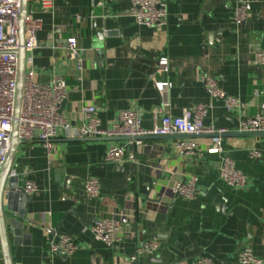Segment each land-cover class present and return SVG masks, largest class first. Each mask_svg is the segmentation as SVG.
<instances>
[{
    "label": "crops",
    "instance_id": "1",
    "mask_svg": "<svg viewBox=\"0 0 264 264\" xmlns=\"http://www.w3.org/2000/svg\"><path fill=\"white\" fill-rule=\"evenodd\" d=\"M165 0L167 25L149 28L130 15L127 0H54L45 8L28 4L26 26L37 24L40 47L34 52V74L40 84L62 77L69 85L61 110L72 126L85 123L83 106L94 105L103 128L120 112L134 110L144 128L151 129L164 114L206 107L203 123L232 131L222 139V153L208 155L204 136L150 138L141 145L130 139H74L60 136L49 151L40 142H22L11 172L19 186L33 182L25 213L9 227L13 264H131L146 242L160 244L153 260L146 255L136 264H192L210 257L215 264H238L243 248L264 257V135L240 136L242 120L264 114V67L254 65L264 50V0ZM244 7L247 18L234 23ZM75 38L85 51L83 80L67 57V40ZM167 59L168 70L159 67ZM209 75L240 107L228 112L224 103L205 90L201 77ZM170 83L165 94L158 86ZM164 102L169 107L161 112ZM179 141L201 148L182 154ZM125 149L121 165L105 162L109 148ZM257 151L261 157L252 159ZM229 158L246 184L232 188L220 177V164ZM197 179L192 199L176 198L171 188ZM70 179L69 190L63 189ZM88 179L99 181V193L89 199ZM68 197V198H66ZM73 212V213H72ZM119 218L121 241L108 246L97 241L91 226L98 219ZM62 234L78 245L70 257L54 255L50 244ZM0 264H5L2 253Z\"/></svg>",
    "mask_w": 264,
    "mask_h": 264
},
{
    "label": "built area",
    "instance_id": "2",
    "mask_svg": "<svg viewBox=\"0 0 264 264\" xmlns=\"http://www.w3.org/2000/svg\"><path fill=\"white\" fill-rule=\"evenodd\" d=\"M43 7L50 8L54 0H36ZM130 3V15L142 26L149 28H162L167 25V3L165 0H127ZM21 0H0V170L3 167L11 145V133L14 120L15 99L17 92L18 55L19 50V16ZM247 18L244 7L239 6L234 13V23L242 25ZM40 47L37 40V24L32 22L25 29L26 73L22 108L19 118L18 137L22 142H40L49 151L53 143L60 136L74 139H130L141 145L142 139L151 137H197L204 136L209 139L206 153L220 155L222 153V139L230 134L228 128H217L213 125L206 126L203 119L206 107L198 104L193 109L184 110L181 116L174 117L164 114L160 122L153 128L147 129L142 125L141 117L134 110H125L119 113L116 121L109 128H103L94 105L83 106L81 112L85 123L81 126H72L62 115V105L67 101L69 85L62 77H53L48 84H40L35 79L33 64L34 52ZM67 57L74 61L76 71L83 80L85 51L81 49L75 38L67 40ZM254 65L264 67V50L255 53ZM168 60L163 58L159 67L168 70ZM201 82L212 99L220 100L228 112H233L240 107V102L226 95L219 87L218 81L203 75ZM170 83L158 86V91L165 94L170 88ZM169 107L164 102L161 112ZM236 134H264V114L242 120ZM201 146L193 141H179L175 150L182 154L194 153ZM252 159L258 160L261 155L257 151L250 153ZM136 162L134 156L126 157L125 149L112 146L106 153L105 162L121 165L125 161ZM220 177L232 187H242L247 178L241 173L229 158H224L220 164ZM197 179L191 177L184 183H176L171 191L174 195L185 199H192L196 194ZM99 181L88 179L85 183V193L89 199H94L99 193ZM23 190L28 195H33L38 188L33 182H27ZM121 219H98L91 226V232L97 241L108 246L120 243ZM160 244L155 241L146 242L137 250V254L130 260L136 264L138 257L146 255L151 257L156 254ZM78 249L76 240L66 234L59 236L58 240L50 244V252L54 255L70 257ZM2 253L0 243V254ZM238 264H264V257L254 255L251 248H243L237 258ZM192 264H215L210 257H201Z\"/></svg>",
    "mask_w": 264,
    "mask_h": 264
},
{
    "label": "water",
    "instance_id": "3",
    "mask_svg": "<svg viewBox=\"0 0 264 264\" xmlns=\"http://www.w3.org/2000/svg\"><path fill=\"white\" fill-rule=\"evenodd\" d=\"M33 0H21V10L19 16V50L18 55V75H17V92L15 99L14 120L11 133V145L6 157V161L0 170V243L2 249L3 260L5 264H13L11 260L8 231L9 227L18 228V220L23 223L29 222L25 216L29 208L31 195H28L19 186L18 177L12 175L11 169L22 141L18 137L19 118L22 108L25 73H26V52H25V29L28 18V4ZM258 1V0H254ZM245 2V7L249 9L250 0H242L240 3ZM65 103L62 105V109ZM239 135V134H238ZM264 134H243L240 136H261ZM151 138H168V137H151ZM150 139V138H146ZM145 140V139H142ZM70 179H65L63 189L69 190ZM68 198V197H66ZM177 198V196H176ZM73 213V212H72ZM157 255L150 257L151 260L155 259Z\"/></svg>",
    "mask_w": 264,
    "mask_h": 264
}]
</instances>
